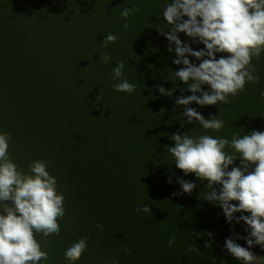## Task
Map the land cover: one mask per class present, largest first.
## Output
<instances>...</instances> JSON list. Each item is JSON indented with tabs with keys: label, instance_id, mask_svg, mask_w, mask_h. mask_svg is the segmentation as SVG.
<instances>
[{
	"label": "water",
	"instance_id": "1",
	"mask_svg": "<svg viewBox=\"0 0 264 264\" xmlns=\"http://www.w3.org/2000/svg\"><path fill=\"white\" fill-rule=\"evenodd\" d=\"M168 2L0 0V131L11 135L8 151L18 169L29 172L35 159L52 161L47 170L56 177L67 210L59 236L36 234L49 253L40 264H211L209 256L221 264L226 257L223 244L234 222L198 198L210 191L206 181L185 176L165 145H173L174 132L230 140L234 132L264 131V52L252 61L259 82L246 83L231 103L188 105L206 119L211 114L222 120L220 131L204 130L195 121L181 128L184 106L174 102L191 93L187 84L172 81L181 66L172 63L175 53L156 31L168 30L162 17ZM133 6L139 11L122 18L120 10ZM108 32L117 40L101 48ZM180 38L202 47L183 33ZM101 52L111 57L107 63ZM117 60L125 64L121 79L136 85L131 94L113 89L119 82L111 72ZM161 85L175 91L161 95ZM176 176L194 181L196 189L173 196L180 191ZM144 205L150 213L134 211ZM193 232L214 234L210 248L204 246L208 236L195 238L199 257L188 251ZM84 236L88 247L81 258L67 261L65 248Z\"/></svg>",
	"mask_w": 264,
	"mask_h": 264
},
{
	"label": "clouds",
	"instance_id": "2",
	"mask_svg": "<svg viewBox=\"0 0 264 264\" xmlns=\"http://www.w3.org/2000/svg\"><path fill=\"white\" fill-rule=\"evenodd\" d=\"M137 11L135 6L122 8L120 15L126 19ZM162 17L168 30L156 27V31L168 41L167 51L175 53L172 63L181 66L172 72V81L179 79L187 84L191 93L178 96L174 102L176 106H184L180 115L185 119L180 126L195 121L204 130L218 132L224 127L222 120L211 114L206 119L188 105L193 102L200 106H215L218 102L227 105L231 103L230 97L244 91L246 83L259 82L252 61L264 52V0H170L162 10ZM124 27L127 29L128 24ZM181 33L202 47L194 49L180 38ZM116 40L117 36L108 32L100 47L105 48ZM99 58L102 63L111 59L104 52ZM124 67V61L117 60L112 68L113 79L119 80L113 89L131 94L136 91V85L121 79ZM157 91L170 97L175 88L166 90L161 85ZM261 97L264 98V92ZM95 99L98 101L100 96ZM164 111L161 109L160 113ZM170 139L173 145L165 148L174 158L176 168L185 176L192 174L206 181L205 186L210 189L200 192L198 198L217 205L230 225L235 222L245 226L246 235L237 233L235 239L231 235L225 239L223 247L227 256L238 264H264V254L253 251L259 246L264 253V131L253 129L243 136L234 132L230 140L174 132ZM10 140V133L0 131V264H40L48 260L49 253L41 248L36 234L43 238L59 236V221L67 212L64 195L57 191V179L47 170L52 161L32 160L27 166L29 172H24L11 158ZM226 148L232 151L226 152ZM175 179L180 191L172 193L173 196L190 195L197 187L194 181L179 176ZM168 182L172 183L171 176ZM134 211L150 213L151 209L144 205ZM96 228L103 230V225L97 223ZM204 235L209 237L204 246L210 248L214 240L212 232L192 235L188 251L197 257L203 254L196 247L195 238ZM87 240V236L73 240L65 248L64 258L69 262L79 260L88 247ZM174 240L175 237L170 238L168 244ZM237 240H243L244 244ZM124 251L130 250L125 246ZM208 259L216 264L214 256ZM111 264L118 262L113 260ZM221 264H228L227 259Z\"/></svg>",
	"mask_w": 264,
	"mask_h": 264
},
{
	"label": "rangeland",
	"instance_id": "3",
	"mask_svg": "<svg viewBox=\"0 0 264 264\" xmlns=\"http://www.w3.org/2000/svg\"><path fill=\"white\" fill-rule=\"evenodd\" d=\"M234 230H235V237H236V234L239 233L240 235H246V232H245V226L243 225V223H240V224H237L235 223L234 225ZM238 243L240 244H244V241L243 240H237ZM232 260V258H231ZM232 264H238V262L232 260Z\"/></svg>",
	"mask_w": 264,
	"mask_h": 264
},
{
	"label": "trees",
	"instance_id": "4",
	"mask_svg": "<svg viewBox=\"0 0 264 264\" xmlns=\"http://www.w3.org/2000/svg\"><path fill=\"white\" fill-rule=\"evenodd\" d=\"M234 225H235V222L233 223V226H232V228H231V231H230V234H229V236L231 235L234 239H235V230H234ZM239 241V240H238ZM225 259H227V261H228V264H232L233 262H232V260H231V257H229V256H227V254H226V257H225Z\"/></svg>",
	"mask_w": 264,
	"mask_h": 264
},
{
	"label": "crops",
	"instance_id": "5",
	"mask_svg": "<svg viewBox=\"0 0 264 264\" xmlns=\"http://www.w3.org/2000/svg\"><path fill=\"white\" fill-rule=\"evenodd\" d=\"M253 251L257 254V255H262L264 253L261 252V249L259 248V246H255L253 248Z\"/></svg>",
	"mask_w": 264,
	"mask_h": 264
}]
</instances>
